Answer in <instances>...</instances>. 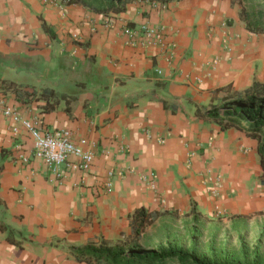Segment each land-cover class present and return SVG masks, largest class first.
Wrapping results in <instances>:
<instances>
[{"label": "crops", "instance_id": "1", "mask_svg": "<svg viewBox=\"0 0 264 264\" xmlns=\"http://www.w3.org/2000/svg\"><path fill=\"white\" fill-rule=\"evenodd\" d=\"M255 82L264 83V33L249 31L231 0L135 1L109 14L0 0V95L47 130L87 138L95 155L88 171L63 164L57 176L0 114V264H89L74 251L131 237L141 208L257 211L258 139L197 113ZM42 88L56 103L35 96Z\"/></svg>", "mask_w": 264, "mask_h": 264}, {"label": "trees", "instance_id": "2", "mask_svg": "<svg viewBox=\"0 0 264 264\" xmlns=\"http://www.w3.org/2000/svg\"><path fill=\"white\" fill-rule=\"evenodd\" d=\"M135 1L167 3L180 0H69L68 4H79L96 13L109 14L124 12L128 4ZM243 22L249 31L264 33V11L258 14L248 13L243 18ZM260 96H264V83L255 82L244 92L243 97L239 98L238 106H231L233 101H228L225 107H212L197 113L200 117L219 120L226 126H240L248 135L258 139V152L263 168L261 184L264 185V107L257 106L256 102ZM246 102L248 104H245ZM221 108L223 110H220ZM168 213L169 210L149 212L141 208L132 216L131 237L114 242L102 239L99 244H89L75 250L74 253L79 260L89 264H173L175 261L176 264H264L258 246L251 251L246 245L241 246L238 251H227L212 246V255L217 260L215 262L203 260L206 258L204 255L196 256L199 247L195 242L192 244L191 253L184 251L179 245L160 250L139 249L136 245L127 247L129 242L138 240L142 236L147 226L154 223L161 215ZM0 227L5 230L3 225Z\"/></svg>", "mask_w": 264, "mask_h": 264}, {"label": "rangeland", "instance_id": "3", "mask_svg": "<svg viewBox=\"0 0 264 264\" xmlns=\"http://www.w3.org/2000/svg\"><path fill=\"white\" fill-rule=\"evenodd\" d=\"M232 4L237 7L242 21L248 13L258 14L264 11V0H232ZM25 88L24 84H20L19 87L15 86V91L26 95L28 91ZM243 94L241 92L228 100L233 101L231 106H238V100ZM37 95L43 98L53 96V102L56 103L55 93L49 88L35 92V96ZM228 101L220 107L227 106ZM256 102L257 106L264 107V96L258 97ZM256 210L246 214H232L214 205L210 213L193 205L186 213L170 212L160 216L145 228L138 240L129 242L127 247L136 245L139 249L160 250L179 245L184 251L191 253L195 242L199 247L196 256L204 255L206 258L203 260L215 262L217 260L212 255V246L227 251H238L243 245L248 246L251 251L258 246L264 260V205H259Z\"/></svg>", "mask_w": 264, "mask_h": 264}, {"label": "built area", "instance_id": "4", "mask_svg": "<svg viewBox=\"0 0 264 264\" xmlns=\"http://www.w3.org/2000/svg\"><path fill=\"white\" fill-rule=\"evenodd\" d=\"M69 0H64L68 4ZM137 30H141L146 42H150L153 35L149 26L143 24ZM137 30L129 28L127 33L130 37L137 36ZM131 43V41H129ZM133 43V42H132ZM0 114L11 121V129L14 134L21 129L27 131L33 141L34 154L57 176L61 175L60 167L67 164L71 169L88 171L94 162L95 155L92 151L86 150L87 138L76 136V133L69 128L47 130L44 128L43 119L39 116L31 118L23 117L20 111L13 106L7 97L0 95ZM70 156L79 159L78 163L68 162ZM108 191H111V183L108 184Z\"/></svg>", "mask_w": 264, "mask_h": 264}]
</instances>
